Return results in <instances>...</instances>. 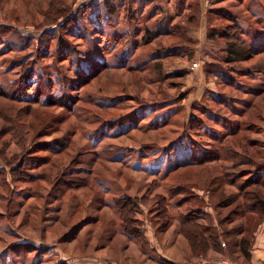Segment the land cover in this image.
Wrapping results in <instances>:
<instances>
[{"label":"rangeland","instance_id":"374dc122","mask_svg":"<svg viewBox=\"0 0 264 264\" xmlns=\"http://www.w3.org/2000/svg\"><path fill=\"white\" fill-rule=\"evenodd\" d=\"M190 1L193 8L186 7L182 21L190 40L157 36L152 44L139 46L135 57L117 62L115 53L126 50L124 43L132 36L115 41L90 25L104 0H0V92L9 96L0 94V127L10 128L5 138L10 137L15 151L9 163L0 160V264L245 261L235 242L247 236L253 244L257 225L250 230L252 219H223L213 209L221 200L225 186L219 178L229 160L211 158L172 169L198 158L201 150L221 147L223 139L224 146L232 143L238 151H244L240 139L252 141L260 154L254 153L255 159L264 161V0ZM123 3L118 29L157 25L125 20L137 1ZM175 8L174 0H154L146 12L156 10L155 22L171 20L173 28L180 23L172 18ZM195 14L197 25L188 21ZM203 14L206 27L199 26ZM144 34H132L133 39ZM231 57L238 60L227 62ZM32 61L37 65L28 70ZM131 66L136 71H127ZM33 77L40 83L33 85ZM61 84L70 87L72 113L58 105L25 102L46 96L39 101L56 103ZM52 113L65 115L54 130L48 123ZM231 128L235 135L227 134ZM66 140L68 148L56 154L46 147L50 141V148L59 149ZM39 145L47 150H28ZM92 150L99 159L90 184L63 194L54 190L57 182L63 189L64 171L86 167L79 162L89 163ZM115 150L120 153L112 154ZM21 168L39 181H18ZM249 171L259 175L255 167ZM243 176L237 186L247 185L243 180L249 174ZM237 186L227 187L236 192ZM169 187L177 190L173 196ZM250 188L264 192L260 186ZM158 194L168 196L169 215L151 210ZM123 196L140 199L134 213L139 239L125 232L114 205ZM198 197L209 202L204 214L193 219L202 232H195L196 225L192 233L186 223L181 231V214L197 207ZM244 221L249 229L238 234L235 229ZM226 230L234 233L226 236ZM12 247L24 251L18 257L9 252Z\"/></svg>","mask_w":264,"mask_h":264},{"label":"trees","instance_id":"16d2710c","mask_svg":"<svg viewBox=\"0 0 264 264\" xmlns=\"http://www.w3.org/2000/svg\"><path fill=\"white\" fill-rule=\"evenodd\" d=\"M125 0H104L103 5L100 6V8L98 10H94L95 12V16L92 17L91 19L93 20V22H91L90 20V25H97L99 28V33L102 34V36H109L113 37L115 39V41L119 40L122 41L123 39L128 40L129 36H132L131 40L128 42L126 41V43H124V45H128V48L126 50H122L121 54H117L115 53V59L117 62L121 61L122 59H130L136 56L138 47L141 45H150L152 44V41L157 37V36H167V37H178V38H182L186 40H190L185 36V31L186 27L185 25H183V14L186 12L187 9L193 8V4L191 3L190 0H174L175 2V13L172 15L174 19L179 18V24L175 25L173 28L169 27V22L171 21H164L163 19H160V21L155 22L156 20L154 19L157 15H156V10H150L149 12H146V7L149 6L151 3L154 2V0H136L137 1V7L134 9L136 11H131V14L128 15L125 20H129L130 22L132 21H154V23H156L157 25L152 28H150V26L146 25V27H141L140 29H132L130 27L132 26H125V29H118L119 27H121L122 23L120 22V16L118 17V12L119 9H121L122 5H124ZM221 0H213V2L218 3ZM130 2H132V0H130ZM187 7V9H186ZM153 9H156V7H154ZM214 9V7H213ZM92 10V9H91ZM89 10V11H91ZM209 12H212L214 15H218L217 12H214L212 9L209 10ZM84 13V12H83ZM225 14V13H224ZM224 16V15H222ZM102 17V18H100ZM100 18V19H98ZM173 20V19H172ZM97 21V22H96ZM188 21L189 23L192 22L191 24H195V21H198V16L195 15H189L188 16ZM194 22V23H193ZM153 23V24H154ZM161 24V25H160ZM159 25V26H158ZM197 25V23L195 24ZM136 28V27H135ZM144 31L145 34L141 35L139 40L137 39H133V35L135 34L138 36V34H141V32ZM187 35V33H186ZM139 37V36H138ZM144 41V42H143ZM234 42V41H233ZM119 44V43H117ZM231 46H236V43H230ZM237 47V46H236ZM230 52L233 54L234 52L230 50ZM238 60V58L235 57H231L230 59H227V62H236ZM30 69L28 70H32L33 68L36 67L37 62H30ZM60 68L62 67L61 65H59ZM124 68V67H122ZM121 68V69H122ZM129 70L127 71H136V69H134L132 66L128 67ZM264 69V68H262ZM25 70V69H24ZM91 77L92 75H94L93 73L89 74ZM23 81H25L24 79H22ZM34 83H40V80H37L35 77H33ZM88 80V79H87ZM86 80V81H87ZM121 84V83H120ZM81 84H79L80 86ZM2 88H4L2 81H0V90H2ZM70 88V87H69ZM69 88L67 89V86L64 84H61L59 86V96L56 99V103H47L44 104V100L47 99V97L45 96L44 99H42V97H39V99H34V97L29 98L28 100H26L25 102H36L37 104H41V105H58V106H62L63 108L66 109V111L68 110L70 113H72L75 109L73 108V106H71V103H67V101H71L72 97H71V91L69 90ZM77 89V88H76ZM0 94H4L7 95V91L3 90V93L0 92ZM43 92L41 94V96H43ZM8 96V95H7ZM9 97V96H8ZM14 99V98H13ZM43 102H40V101ZM66 100V101H64ZM65 102V103H64ZM58 103V104H57ZM60 104V105H59ZM65 111V113H66ZM21 113V112H20ZM63 116L61 115H55L54 113H52L49 117L48 123H51V125L53 127L52 130L55 129L56 126H58L61 122H63V118L65 119V115L64 113H62ZM2 117V116H1ZM19 117H21L19 115ZM4 120V124L6 122V119L3 118ZM9 120V119H8ZM10 121V120H9ZM20 126V124L18 123V127ZM51 126V127H52ZM15 129V128H12ZM227 134L230 135H235V133H237L235 131V129H229L227 131ZM10 135V128L5 127V125H2L0 127V160H4L7 161L8 163L10 162L11 158L15 155L13 154L15 151L11 150V146H12V141L10 140V137L7 139L5 138L6 136ZM229 136V135H228ZM227 136V137H228ZM214 137V141H215ZM219 140H222L223 137L219 138ZM218 139H216L217 141H219ZM54 142H57V145L59 144V142H61V139L55 140L53 139ZM240 143H237L239 147H243L244 151H238L237 148H235V146H233L232 143H228L227 146H224L222 143L225 141V139H223L221 141V143H219L221 145V147L216 146L215 149L213 147H210L209 150L206 149L204 151H200L199 155H197L198 158H193L189 163L183 162L184 164H179L177 167L173 168L172 170H176L182 167H188L191 165H198L200 163H204L205 161H208L211 158H214L215 160L218 161H227V159L229 161L226 162V165L224 166V172L222 173L223 176L219 178L220 184L221 186H225L223 189H221V193H220V198L221 200L217 201V203L215 204L217 207H213L214 211H216V213L218 215H220L223 219L228 218H233L230 217V215L234 216V217H245V218H249L252 219V221H248L250 223H252V226L250 227V230L255 226V225H259L260 222L264 221V192L257 190V189H253L250 188L251 186H260L262 188H264V161H257L255 159L254 153L255 155H257V157H260L259 152L257 150L252 149V141L250 142H246L244 144L243 140L240 139ZM53 142V143H54ZM48 143V142H47ZM64 142L61 144V147L59 149H53L50 148V141L48 143V145H46V147H49V152L50 153H58L62 150H65L68 148L69 146V141L66 140V143L64 144ZM40 147H34V146H29L28 150H32L30 153L32 154H37L38 152H42L44 150H47L46 148L42 147L41 145H39ZM247 146L249 147V149L247 148ZM93 151V150H92ZM37 152V153H36ZM109 153V152H108ZM114 155H118L120 153L119 150H115L113 152H111ZM89 155L92 157V160L89 161V163H87V161H80L79 163H82L83 165H86V167H73L75 169H71L69 172L64 171L61 176L64 177L65 180H61V184L59 185H64L63 189L58 188V182L56 183V185L53 187L54 190H58L61 194L68 192L69 190H75V189H79V188H85L90 184V178H91V174L93 171V165L94 162H97L99 159V152L97 151H93V152H89ZM18 159V158H17ZM22 159V158H21ZM46 160V159H45ZM1 162V161H0ZM42 163L44 162H40L39 166L42 165ZM25 165L24 163L22 164V166ZM91 165V166H89ZM0 167H2L0 165ZM257 170V174L259 175H253L251 168H254ZM171 170V171H172ZM1 172V170H0ZM22 173V177L18 174L15 176V178H17L18 181H25L28 183H33L36 181H39V177H33L32 174L28 175V171L26 172L25 170L20 171V174ZM244 174H249V176L245 177V179L243 180V182L245 181V185L244 183L237 186L236 182H239V179H242L244 176ZM1 175V173H0ZM43 178H40V180L42 181ZM227 186H234V187H238L237 191H231L230 189H228ZM170 191L168 189V192H171V195L173 194L174 191H177L176 189H174L173 187H169ZM53 190V191H54ZM173 196V195H172ZM33 197V196H32ZM46 199V198H45ZM155 203L154 205L151 207L153 210V212H156V214H162L163 212H168L169 213V201H168V196H166V194H158L155 198H153ZM197 199V207L193 206L191 207V209L187 212V213H182L181 214V231H182V226L188 225L189 229L191 230V232H194V228H192L193 226L196 227V225H198V228L196 227V233L202 232L200 225L197 223L193 222L194 219V215L200 213V214H204V210H205V206H207V204L209 203L208 201H206V199H204L203 197H198ZM140 200V199H139ZM139 200L136 199L135 197L132 196H123L122 198H117L114 201V205L116 206V208L119 210L120 214H121V218L123 219V228L125 230V232H127L130 236H133L134 238H141L140 236V228H139V224H138V218L136 217V215H134V213H138L136 212V205H138ZM142 200H145V198H143ZM225 202V203H224ZM218 209V210H216ZM222 209H227L230 213H228L227 215L222 213ZM193 210V211H192ZM167 213V214H168ZM223 214V215H222ZM249 214H251L250 216H248ZM169 215V214H168ZM200 216V215H199ZM248 216V217H247ZM196 218V217H195ZM221 218V219H222ZM246 220V219H245ZM230 222H233V219H231ZM202 225V224H201ZM211 227L207 226V225H202V229H209ZM247 230L249 229V227H247L246 225V221L242 222L241 227L236 230L235 232H238V234L240 232H243L244 229ZM257 228V227H256ZM234 233L233 230L228 231L226 230V236L228 234H232ZM215 237H218L216 234L214 235ZM249 236L252 237V235L249 234ZM236 246L240 247V250L243 252V255L246 256L245 260H247V258H249L250 256V248H251V238L250 237H243L241 238L239 241L235 242ZM220 243H218L217 245H219ZM225 244V242H224ZM24 250L23 249H18L15 250L14 247L9 248V252H13L14 254H16V256L19 257V255L22 254Z\"/></svg>","mask_w":264,"mask_h":264},{"label":"crops","instance_id":"0c3cea01","mask_svg":"<svg viewBox=\"0 0 264 264\" xmlns=\"http://www.w3.org/2000/svg\"><path fill=\"white\" fill-rule=\"evenodd\" d=\"M206 1V0H202ZM206 15H199L200 27H206L207 21L205 20ZM199 29V28H198ZM254 243L251 244L250 256L247 260L242 261V264H264V221L260 222L255 230ZM234 264V263H233ZM236 264H241L236 262Z\"/></svg>","mask_w":264,"mask_h":264},{"label":"built area","instance_id":"2783aa9c","mask_svg":"<svg viewBox=\"0 0 264 264\" xmlns=\"http://www.w3.org/2000/svg\"><path fill=\"white\" fill-rule=\"evenodd\" d=\"M197 64H194V66H196Z\"/></svg>","mask_w":264,"mask_h":264}]
</instances>
